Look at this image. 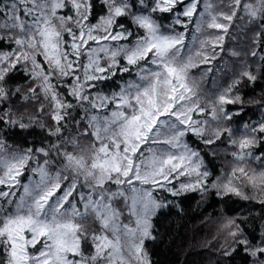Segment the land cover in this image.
<instances>
[{
	"label": "rangeland",
	"instance_id": "obj_1",
	"mask_svg": "<svg viewBox=\"0 0 264 264\" xmlns=\"http://www.w3.org/2000/svg\"><path fill=\"white\" fill-rule=\"evenodd\" d=\"M3 1L0 38L12 46L0 49V74L12 68L13 63L6 65L7 60L32 59L35 53L60 70L65 64L72 70L73 86L65 95L67 102L61 105L56 100L57 119L79 97L83 81L104 77L121 64L119 56L138 63V79L145 84L139 91L142 104L134 115L123 111L122 105L128 100L137 102V95L129 96L123 88L99 96L86 94L90 105L84 131L90 126L92 131L87 132L93 137L85 150L92 159L89 165L75 156L64 157L51 172L49 163L35 162L23 181L22 166L27 160L21 156L17 161L13 156L2 159L0 206L12 212L0 230V245L8 258L5 264H148L142 244L151 234L156 212L172 197L199 190L209 175L202 156L186 136L219 133L210 123L208 112L195 108L201 101L214 104L211 115L217 117L222 102L228 99L227 88L216 81L221 76L216 71L205 85L209 69L197 68L203 61L200 51H184L183 33L161 28L144 13L134 17L143 27V36L119 47V41L127 39L128 34L114 26V19L124 12V2L117 1L108 15L91 24L83 14L84 0ZM175 1L157 0L155 7L166 10ZM206 4L210 5L203 1L198 6L197 0L190 1L184 5L182 15L188 19L193 16L197 35L220 43L223 34L219 29L225 26L223 14H210ZM67 6H71L72 16L62 12ZM204 10L210 14V23L200 26ZM68 21L72 27L66 35L54 30L56 23ZM81 54L84 60L79 73L76 70ZM262 162L239 184L252 197H264ZM66 171L72 174L70 180L66 179ZM110 175L115 178L116 189L99 188ZM120 196L127 204L124 217L114 204ZM88 210L98 218L101 232L89 237L83 254L75 219ZM37 244V253H30L28 248Z\"/></svg>",
	"mask_w": 264,
	"mask_h": 264
},
{
	"label": "trees",
	"instance_id": "obj_2",
	"mask_svg": "<svg viewBox=\"0 0 264 264\" xmlns=\"http://www.w3.org/2000/svg\"><path fill=\"white\" fill-rule=\"evenodd\" d=\"M117 1L124 2V12L115 16L114 26L128 34L127 39L119 41V47L143 36V27L134 17L147 14L161 28L183 33V50L198 49L203 61L197 68L209 69L204 84L217 71L221 76V80L216 79L217 84L224 85L228 93L217 117L211 115L214 104L201 101L195 108L208 112L210 123L219 129L214 135L186 136L202 156L209 175L199 190L172 197L156 212L151 234L142 244L148 264H264V197H252L239 187L264 160V0H197L198 6L203 1L210 3L211 6L206 4L210 14H223L225 26L219 29L223 39L216 44L196 34L193 16L188 19L182 15L184 5L193 0H176L166 10L155 7L157 0H84L85 20L97 24L115 8ZM4 5L0 0V9ZM208 11L204 10L200 26L210 23ZM62 12L65 16L73 15L71 6ZM71 27V21L56 23L54 30L66 35ZM35 45L37 51L38 37ZM11 46L0 38V49ZM83 60L81 54L76 70L79 73ZM117 60L121 64H116L104 77L83 81L79 97L73 99L59 119L56 100L61 105L67 102L65 95L73 86L70 67L65 64L60 70L47 64L39 53L33 54L32 59L7 60L6 65L13 64L0 74V162L6 156H13L16 161L23 157L27 160L22 166L23 177L35 162L49 163L51 172L64 157L75 156L89 165L92 159L85 150L93 137L87 132L92 131L90 126L84 131L90 105L86 94L93 92L99 96L123 88L129 96L137 95L140 102L128 100L122 105V110L130 115L136 114L142 104L139 91L145 84L138 79V63L126 62L121 56ZM90 84L94 85L86 90ZM71 175L67 172L66 179L70 180ZM92 187L112 191L117 184L110 175L103 185ZM114 204L124 217V198L116 197ZM8 215L12 212L0 206V230ZM75 223L82 236V252L86 254L89 237L101 232L99 220L88 210ZM38 249L37 244L28 251L36 254ZM7 259L2 244L0 264Z\"/></svg>",
	"mask_w": 264,
	"mask_h": 264
}]
</instances>
